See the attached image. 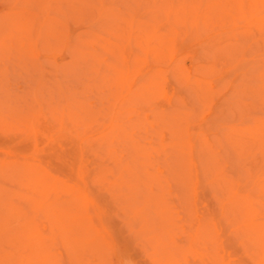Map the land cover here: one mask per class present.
<instances>
[{
    "label": "rangeland",
    "instance_id": "374dc122",
    "mask_svg": "<svg viewBox=\"0 0 264 264\" xmlns=\"http://www.w3.org/2000/svg\"><path fill=\"white\" fill-rule=\"evenodd\" d=\"M0 222V264H264V0H0Z\"/></svg>",
    "mask_w": 264,
    "mask_h": 264
},
{
    "label": "bare ground",
    "instance_id": "6f19581e",
    "mask_svg": "<svg viewBox=\"0 0 264 264\" xmlns=\"http://www.w3.org/2000/svg\"><path fill=\"white\" fill-rule=\"evenodd\" d=\"M176 147H177V146L174 147V150H177ZM175 148H176V149H175ZM182 148H184V147H182ZM175 152H177V151H175ZM183 152H184V151H183ZM185 153H186V152H185ZM178 154H179V155H180V154H181V155H184V153H182V151H180V153H178ZM2 175H3V174H2ZM2 175H1V176H2ZM3 179H5V178H3ZM5 181H6V180H5ZM241 200H242V199H241ZM238 202H239V201H238ZM247 205H248V204H247ZM247 205H246V206L243 205V206H244V207H247ZM240 206H241V205H240ZM240 206H239V207H240ZM248 206H249V205H248ZM241 207H242V206H241ZM244 207H243L242 209H245ZM249 207H250V206H249ZM247 209H248V208H247ZM249 209H250V208H249ZM249 209H248L247 211H250ZM234 210H235V209H234ZM234 210H233V211H234ZM254 210H255V209H254ZM236 212H237V211H236ZM251 212H252V210H251ZM245 215L248 216L247 213H246ZM253 215H254V214H253ZM248 217H250V214H249ZM0 223H1V222H0ZM4 226H5V225H4ZM258 231H260V230H258ZM166 232H167V233H170V232L167 231V230H166ZM260 232L262 233V231H260ZM261 233H260V234H261ZM61 234H62V233H61ZM261 235H262V234H261ZM62 237H63V236H62ZM262 238H264V236H262ZM65 239H66V238H65ZM63 240H64V239H63ZM64 241H66V240H64ZM65 243H66V242H65ZM67 246H68V245H67ZM67 246H66V247H67ZM33 247H34V245H33ZM68 248H69V247H67V249H68ZM67 249H66V250H67Z\"/></svg>",
    "mask_w": 264,
    "mask_h": 264
}]
</instances>
